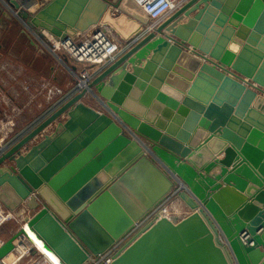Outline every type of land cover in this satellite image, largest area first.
I'll use <instances>...</instances> for the list:
<instances>
[{"label":"water","instance_id":"1","mask_svg":"<svg viewBox=\"0 0 264 264\" xmlns=\"http://www.w3.org/2000/svg\"><path fill=\"white\" fill-rule=\"evenodd\" d=\"M7 1L59 40L99 25L138 37L0 151V202L32 212L42 247L91 264L181 184L190 213L149 220L109 264H264V0H182L154 24L135 0Z\"/></svg>","mask_w":264,"mask_h":264},{"label":"built area","instance_id":"2","mask_svg":"<svg viewBox=\"0 0 264 264\" xmlns=\"http://www.w3.org/2000/svg\"><path fill=\"white\" fill-rule=\"evenodd\" d=\"M16 1L20 4L21 8L27 10L30 13H33L45 0L39 2L38 0H28V2H26V0ZM135 1L144 9L151 22L154 24L164 18L170 11L175 9L180 0ZM14 12L16 13L17 10L14 9ZM150 27H152V25ZM32 32L34 37L50 54L56 56L57 60L61 61L64 65L67 66V68H69L70 76H73V78L71 77V79L76 80V83L71 87V89L68 88L67 90L62 91L60 88L53 86L51 81L46 79L43 81L41 89L38 90L37 88H34L35 94L29 93L27 96L28 100H31L32 97H35V95L38 94L40 90L46 89V98L44 97V99L46 102L50 103H48V105L44 109V106L42 107L41 105V109L44 110V112L41 113V115H38L34 120L32 119L30 123L25 125L21 131L15 134V137H13L11 140H8V142H5L4 146H0V151L8 148L31 128L39 124L67 98L83 89H87L88 83L90 82L91 78L102 67L114 61L121 52H123L128 46H130L138 39V37H136L129 42H123L118 38V36L110 27L105 25L94 26L84 33L77 34L74 38L67 37L63 40L56 39L53 35L45 30L35 31L32 29ZM68 62L72 63L73 66L68 65ZM0 71H5L6 77L8 79L15 80L17 81L18 85H21L20 92L24 93V91H28L27 87L29 83L25 79H23L24 81L17 80V76L19 75L17 72L8 74L7 64H1ZM1 81L4 82L2 77ZM24 82L26 84H24ZM0 90L2 91V89ZM11 92L17 98H19L18 91L16 92L13 87L11 88ZM2 93L4 95V92ZM85 96L89 97L94 102V108L101 111H107L109 114H112L113 117H115V115L105 107L102 100L93 92L88 90ZM4 100V98H0V102L2 104H4V102L8 103L7 100ZM22 109L23 107L18 105L15 106V104L12 105V107L3 109V116H0V128L13 127L16 122L12 117V113H19V111H22ZM59 119H65V115H61ZM55 124L56 121L53 122V124H50L45 132H50L53 125ZM3 144L4 141L1 140L0 145ZM24 150V147L21 148V151ZM182 190L187 191L183 185H176L175 188L166 196L163 202H161L157 207L151 210L150 213L141 221L136 223L135 226L113 247L108 249L103 254H100L97 257L93 258L91 260V264H109L115 251L149 220L159 218L160 216H165L171 220L178 221L188 215L190 213L189 209L182 203V201L178 197V193ZM17 215L22 219V222L10 235H14L21 228L25 230L26 234H20L16 237V239L14 240L13 250L7 256L0 259V264H20L24 257H28V261L25 264H55L53 260L48 259L49 255L46 254L48 251L44 248V250L42 251L35 248V251L32 253V246H28L27 248L24 247L25 244L29 243V233H33L27 226V222L33 214L26 207H23L21 208V210H19V213H17ZM15 216L16 214L13 211L6 209L0 202V229H2L9 220L14 219ZM22 224L26 225L28 230L25 229ZM4 239L5 238L0 237V247L2 246ZM10 254L12 255V260L9 263L4 262L3 259L8 257ZM51 255L53 254L51 253ZM56 264H59V262Z\"/></svg>","mask_w":264,"mask_h":264},{"label":"crops","instance_id":"3","mask_svg":"<svg viewBox=\"0 0 264 264\" xmlns=\"http://www.w3.org/2000/svg\"><path fill=\"white\" fill-rule=\"evenodd\" d=\"M39 1L42 0H38V2ZM10 18H13L14 21H10ZM3 63L8 66H11L9 63L14 64L16 69L13 72L23 75L21 77L18 75L17 79H19V77L25 79L30 85H35L39 80L47 79L64 90H67L70 86L71 76L69 68L61 61L57 60L56 56L50 54L39 43L34 37L32 29L25 26L18 17L15 16L14 9L10 7L7 0H0V65ZM18 64L25 68L26 74H24L25 72L22 73L24 69L20 68ZM67 64L73 66L70 62ZM8 82L9 85L15 84L5 89L7 96L12 95V87L14 89L17 88L19 93L18 101H24L27 95L20 92L21 85H18L17 81L13 82L8 80ZM2 86L3 85L0 83V89H4ZM4 86L6 88L7 81ZM87 103L93 107L95 106L88 101ZM1 106L2 105H0V111H3V107Z\"/></svg>","mask_w":264,"mask_h":264},{"label":"rangeland","instance_id":"4","mask_svg":"<svg viewBox=\"0 0 264 264\" xmlns=\"http://www.w3.org/2000/svg\"><path fill=\"white\" fill-rule=\"evenodd\" d=\"M9 20L11 21V20H13V18H10ZM9 64L11 66H8V74L12 73L16 69L15 68L16 66L14 64H12V63H9ZM18 66L20 68H23L24 71L22 70V73L25 72L24 74H26L25 68L22 67L19 64H18ZM0 76L2 78H4V82L2 83L1 77H0V83L3 85L2 88H4V89H2V91L0 90V98L2 97V98L5 99L4 101H6V100L8 101V103L4 102V104H2L0 102V105H2L1 107H3V109H7L8 107H12V105H14V104H15V106L17 104L18 106L23 107L22 111H19V113H12V117H13L14 121L16 122V124H14L13 127L0 128V141L3 140L4 141L3 145H5V142H8V140H11L13 137H15V134L17 132L21 131L24 128L25 125L30 123V121L32 119L34 120L38 115H41V113L44 112V110H42L41 108L44 106L43 107V109H44L48 105V103H50V102H46L45 99H44L45 94H46V89L40 90L39 93L36 94L35 97H32L31 100H28V98H25L24 101L23 100H19L18 101V98L14 94L7 96V94H6L7 92L5 91V89L10 88V86H13L15 83H13V85H9L8 84L9 83L8 80H10V79H7L5 71H0ZM19 76L21 77L23 75L20 73ZM20 77L17 80L24 81ZM71 77L73 78V76H71ZM44 80H46V79L39 80L35 85H30L29 86V84H28V87H27L28 91L27 92L24 91V94L27 95V96H28L29 93L35 94L34 88L35 89L37 88L38 90L41 89V85L43 84ZM70 80L71 81H70L69 89H71V87L76 83V80H72L71 78H70ZM6 81H7V86L5 88L4 85H6ZM11 81L14 82L15 80H11ZM24 84H26V83L24 82ZM53 86L60 88L62 91H65L63 88H61L60 86H58L56 84H53ZM15 90L17 92V88H15ZM2 92H4V95H3ZM86 99H87L88 102L94 104V102L89 97H86ZM41 105H42V107H41ZM3 111L2 110L0 111V116H3L2 115ZM23 207L24 206H20L16 210L13 211L16 214V216H15L14 219L9 220L3 226V228L0 229V237H2V238L9 237L10 234L19 226V224L22 222L21 221L22 219L20 217H18L17 213H19V210H21V208H23ZM27 261H28V257H24L20 264H25ZM5 262L9 263L7 261H5Z\"/></svg>","mask_w":264,"mask_h":264},{"label":"bare ground","instance_id":"5","mask_svg":"<svg viewBox=\"0 0 264 264\" xmlns=\"http://www.w3.org/2000/svg\"><path fill=\"white\" fill-rule=\"evenodd\" d=\"M26 2H28V0H26ZM180 2H182V0H180L179 3H180ZM0 146H4V145H0ZM22 225L25 227V229L28 230V228H27L26 225H24V224H22ZM29 235H30L29 243H28V244H25L24 247L27 248L28 246H29V247L32 246L34 249L36 248V249H39V250H41V251L44 250L43 247H42V242H41L40 240H38V239L33 235V233H29ZM18 247H20V246H18ZM46 254L49 255L48 259L53 260V262H54L55 264L58 263V260H57L53 255H51V253L47 252ZM11 259H12V255L10 254L8 257H6L5 259H3V261H4V262H5V261L10 262Z\"/></svg>","mask_w":264,"mask_h":264}]
</instances>
